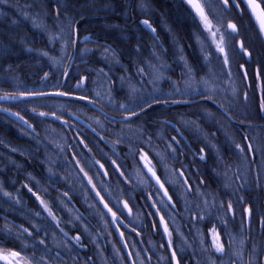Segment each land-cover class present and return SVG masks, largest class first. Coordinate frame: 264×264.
<instances>
[{
	"label": "trees",
	"instance_id": "obj_1",
	"mask_svg": "<svg viewBox=\"0 0 264 264\" xmlns=\"http://www.w3.org/2000/svg\"><path fill=\"white\" fill-rule=\"evenodd\" d=\"M198 2L215 42L183 0L0 2L1 251L264 264V38L243 0Z\"/></svg>",
	"mask_w": 264,
	"mask_h": 264
},
{
	"label": "snow or ice",
	"instance_id": "obj_2",
	"mask_svg": "<svg viewBox=\"0 0 264 264\" xmlns=\"http://www.w3.org/2000/svg\"><path fill=\"white\" fill-rule=\"evenodd\" d=\"M0 2H2V0H0ZM187 2L192 7V9L196 12L197 16L200 17L201 22L203 23L204 27L209 31L210 35L213 38V41L215 42L217 39V32L219 30L218 29L213 30L212 22L208 19V16L205 15L204 6H202L201 3L198 2V0H187ZM231 2L236 7H240V4L237 3V0H231ZM243 2L248 3V7L252 10L253 16H256L258 22L260 23L261 32H264V10L259 11V14H258V10L260 8L259 4L254 3V0H243ZM224 4H225V7H228L229 6V0H224ZM145 23H147V22L145 21ZM229 28L232 30V32H236V30H237L236 26L234 24H229ZM219 40H220V43L217 44V49L220 52H223L224 51V48H223L224 35H221L219 37ZM225 62L227 63V60ZM3 99H7V97H4ZM121 107H123V105ZM41 115H44V114L41 113ZM237 147H239V145ZM149 171H151V168H149ZM153 175H154V173H153ZM157 182L159 183L158 180H157ZM6 195H7V193H6ZM37 199H39V197H37ZM41 203L43 204L44 202L41 201ZM229 208H231V206H229ZM45 210L47 211L46 206H45ZM49 215H52V213L49 212ZM53 219H55L54 216H53ZM25 231H27V230L25 229ZM165 231H167V229H165ZM213 231L215 232V230H213ZM76 239L79 240V237H76ZM41 243H43V241H41ZM214 247L216 248L217 252H223L224 251V246L222 243H220L218 235L215 236V238H214ZM10 255L13 258H17L15 260V264H21V261H24V264H28L27 259L25 257L21 256L19 252L13 251V252H11ZM5 259H7V256H5Z\"/></svg>",
	"mask_w": 264,
	"mask_h": 264
},
{
	"label": "rangeland",
	"instance_id": "obj_3",
	"mask_svg": "<svg viewBox=\"0 0 264 264\" xmlns=\"http://www.w3.org/2000/svg\"><path fill=\"white\" fill-rule=\"evenodd\" d=\"M184 2H185V4L192 10V12L194 13V15H195V17L197 18V20H198V22L200 23V25L204 28V29H206L205 27H204V25H203V23L201 22V20H200V17L199 16H197V14H196V12L192 9V7L189 5V3L187 2V0H183ZM245 3V5L247 6V8L249 9V11H250V13H251V15H252V17L254 18V20H255V22H256V24H257V26H258V28L260 29V23L258 22V20H257V18H256V16H253V14H252V10L248 7V3L247 2H244ZM254 3H256V4H258L255 0H254ZM259 11H262L261 10V8H259V10H258V14H259ZM260 32H261V30H260ZM261 34H262V36H263V38H264V32H261ZM22 97H7V99H3V98H0V101H3V100H5V101H13V100H19V99H21ZM140 161H141V164H142V167H143V169L145 170V172L147 173V175L151 178V180L156 184V186L159 188V189H161L162 191H163V188H162V186L160 185V183H158L157 182V178H156V176H155V173H154V170H153V168H152V165H151V163L148 161V159H147V157L144 155V154H142V155H140ZM149 168H151V171H149ZM153 173H154V175H153ZM112 219L113 220H115V218L112 216ZM162 228H163V231H164V235H165V237H166V240H167V242L169 243V235H168V233H167V231H165V229H166V227L163 225L162 226ZM212 242H213V244H214V238H215V235H214V233L212 232ZM11 252H6V251H1L0 250V264H15V260L17 259V258H13V257H11ZM5 256H7V259H5ZM21 264H24V261H21ZM29 264V263H28Z\"/></svg>",
	"mask_w": 264,
	"mask_h": 264
},
{
	"label": "water",
	"instance_id": "obj_4",
	"mask_svg": "<svg viewBox=\"0 0 264 264\" xmlns=\"http://www.w3.org/2000/svg\"><path fill=\"white\" fill-rule=\"evenodd\" d=\"M121 242H122V241H121ZM122 247H123V249H124V251H125V253H126V255H127L128 259H129L128 252H127V250H126V247H125V245H124V243H123V242H122Z\"/></svg>",
	"mask_w": 264,
	"mask_h": 264
}]
</instances>
